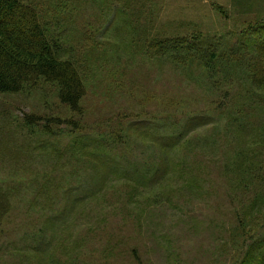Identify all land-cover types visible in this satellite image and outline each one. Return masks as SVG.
<instances>
[{
    "label": "trees",
    "instance_id": "obj_1",
    "mask_svg": "<svg viewBox=\"0 0 264 264\" xmlns=\"http://www.w3.org/2000/svg\"><path fill=\"white\" fill-rule=\"evenodd\" d=\"M81 1L57 0L54 5L48 0V17L39 0H0V94H46L47 85L54 86L53 95L59 103L76 115L81 113L80 101L87 95L90 75L109 69L107 46H111L106 38L104 42L95 38L97 30L88 32L86 24L77 28L72 23L65 8L69 2ZM86 1L98 4L100 15H106L105 30L118 35V30L111 26L124 10L115 8H130L137 0H104V7L101 0ZM114 1L116 6L112 5ZM215 6L223 12L220 5ZM139 14L136 13V20L129 17L123 21L136 34L131 41L136 43L131 45L119 39L112 56L118 58L119 52H125L129 57L154 60L159 70L169 64L188 82L201 86L204 96H211L217 104L215 111L164 112L145 119L114 117L116 128L110 131H85L86 119L72 116L42 118L30 114L19 122L39 137L45 134L55 141L62 134L68 137L64 151L60 152L59 147H54V151L57 157L81 159L91 168L89 201L100 190L121 181L130 185L129 203L135 193L148 191L146 198L155 200L149 201L150 205L173 204L178 200L186 204L192 198L209 194L208 165L213 164L219 168L226 193L235 205L237 245L239 239L247 240L234 264H264V19L238 33L194 31L162 38L150 35L146 27L139 33L134 31L133 25L141 24ZM143 25L148 27L151 23L145 21ZM69 27L76 31L75 35H59L58 31ZM10 123L0 119V160L21 155L10 149L14 134ZM119 145L122 147L118 150ZM197 147L201 160H187L186 155ZM136 148L147 156L142 163L130 157ZM44 185L43 182L40 188ZM11 198V189L0 185V228L12 210ZM74 201L72 198L70 203ZM66 241L63 239L62 244ZM36 251L39 250L35 249V255L43 260L45 255ZM66 254L60 264H68V249Z\"/></svg>",
    "mask_w": 264,
    "mask_h": 264
},
{
    "label": "rangeland",
    "instance_id": "obj_2",
    "mask_svg": "<svg viewBox=\"0 0 264 264\" xmlns=\"http://www.w3.org/2000/svg\"><path fill=\"white\" fill-rule=\"evenodd\" d=\"M234 2L236 5L232 0H137L131 9L114 7L124 10L111 26L118 30V35L105 30L106 15H100L97 3L83 0L67 4L65 12L77 28L86 24V31L97 30L95 38L101 42L106 38L111 45L107 46L109 69L90 75L79 115L59 103L53 95L54 86L47 85L46 94H0V119L11 121L14 131L10 149L21 154L16 159L0 160V185L12 192V210L0 228V264H60L67 257V249L71 253L68 264H234L240 258L247 240L239 239L237 245L235 205L226 193L219 168L213 164L208 165L209 194L192 198L186 204L178 200L173 204L150 205L149 201L155 200L146 198L148 191L135 193V203H129L130 185L121 181L108 184L89 201L91 168L81 159L57 157L54 151V147H59L63 152L68 137L59 135L58 141L45 134L39 137L19 122L30 114L42 118L72 116L86 119L85 131H110L116 128L114 117L145 119L164 112L215 111L217 104L211 96H204L201 86L188 82L169 64L159 70L154 60L129 57L125 52H119L120 57L115 58L111 53L121 39L131 45L136 43L131 42L136 34L123 21L129 17L136 20L138 12L141 24L136 22L134 31L139 33L146 27L150 35L162 38L194 31L238 33L264 19V0ZM39 5L51 16L48 0H39ZM109 5L116 6L117 2ZM215 5H220L223 12H218ZM145 21L151 26H144ZM58 33L72 36L76 31L69 27ZM144 155L136 148L130 157L142 163L147 157ZM193 158L201 160L198 147L186 155L189 161ZM43 182L45 185L40 188ZM83 200L84 204L79 203ZM63 239H67L64 244ZM36 248L45 255L43 260L35 255Z\"/></svg>",
    "mask_w": 264,
    "mask_h": 264
},
{
    "label": "crops",
    "instance_id": "obj_3",
    "mask_svg": "<svg viewBox=\"0 0 264 264\" xmlns=\"http://www.w3.org/2000/svg\"><path fill=\"white\" fill-rule=\"evenodd\" d=\"M233 3L235 4L234 0H232V4H233ZM235 5H236V4H235Z\"/></svg>",
    "mask_w": 264,
    "mask_h": 264
}]
</instances>
